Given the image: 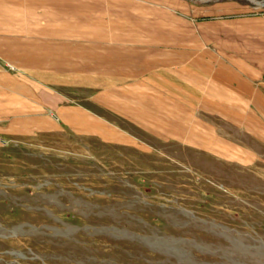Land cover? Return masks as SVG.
I'll use <instances>...</instances> for the list:
<instances>
[{
  "label": "crops",
  "instance_id": "crops-1",
  "mask_svg": "<svg viewBox=\"0 0 264 264\" xmlns=\"http://www.w3.org/2000/svg\"><path fill=\"white\" fill-rule=\"evenodd\" d=\"M264 158V12L188 0H0V154L60 132Z\"/></svg>",
  "mask_w": 264,
  "mask_h": 264
},
{
  "label": "rangeland",
  "instance_id": "rangeland-1",
  "mask_svg": "<svg viewBox=\"0 0 264 264\" xmlns=\"http://www.w3.org/2000/svg\"><path fill=\"white\" fill-rule=\"evenodd\" d=\"M237 3L264 12V0ZM68 135L14 137L0 154V264H264V158L220 162Z\"/></svg>",
  "mask_w": 264,
  "mask_h": 264
}]
</instances>
